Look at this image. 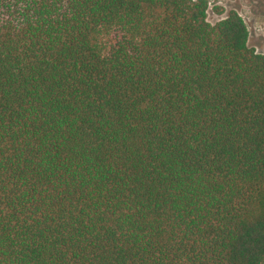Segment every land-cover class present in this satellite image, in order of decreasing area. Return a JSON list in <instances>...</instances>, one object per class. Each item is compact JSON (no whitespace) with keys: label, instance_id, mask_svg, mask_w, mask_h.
Instances as JSON below:
<instances>
[{"label":"trees","instance_id":"1","mask_svg":"<svg viewBox=\"0 0 264 264\" xmlns=\"http://www.w3.org/2000/svg\"><path fill=\"white\" fill-rule=\"evenodd\" d=\"M208 9L0 0V264H264V54Z\"/></svg>","mask_w":264,"mask_h":264},{"label":"rangeland","instance_id":"2","mask_svg":"<svg viewBox=\"0 0 264 264\" xmlns=\"http://www.w3.org/2000/svg\"><path fill=\"white\" fill-rule=\"evenodd\" d=\"M207 20L215 24L224 18L228 11L237 10L249 29V45L264 54V0H208ZM216 7L223 9L219 14Z\"/></svg>","mask_w":264,"mask_h":264}]
</instances>
